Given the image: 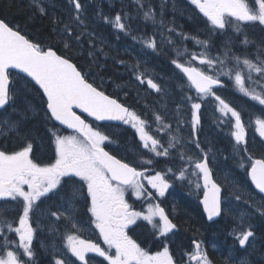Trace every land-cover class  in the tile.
Here are the masks:
<instances>
[{
  "label": "trees",
  "instance_id": "1",
  "mask_svg": "<svg viewBox=\"0 0 264 264\" xmlns=\"http://www.w3.org/2000/svg\"><path fill=\"white\" fill-rule=\"evenodd\" d=\"M73 1L74 0H53L52 2H47V0H43L40 3L35 0H0V18L4 19L9 25L16 27L19 31L27 35L39 46L49 45L60 52L59 46L67 43L69 50L65 51L69 54V57L72 56L71 54H75L76 56L80 57L82 68L87 72H91V69L92 71H99L100 62H106L105 64L107 67H105V70H107L109 73L104 72L105 74H103L101 77L104 79L113 80L112 75L109 74L113 71V68L117 66L115 62H120L118 58L121 53V51H118L120 46H118V49H114L115 51L111 50L113 52L112 59L110 56H108L107 59H104L105 52L102 51L104 53L103 55L99 51L102 49V47L99 44L97 47L94 45V42L96 41L95 35L101 33L107 37L110 35V29L96 22H91L89 24L90 31L94 36H87V34L79 28L76 29L77 32L75 38L69 36V30H67L68 28L65 26V24L69 22V9L67 6L68 3L70 4ZM78 1L83 5H87L88 2H93V0ZM94 1L97 3L93 2V4H89V11L87 12V17L90 20H93L95 16V8H103L110 15L117 13L126 21H129L131 18V4H123L124 0H115L116 3H120L117 4L120 7V10L117 11H115V1L111 6H109V4L104 0ZM144 1L154 6L157 0ZM165 1L167 5L171 7V9L177 11V13L180 12L182 16L180 20L184 25L185 30L189 32L190 30H193L191 27L194 23L191 24V22L194 21V17L188 14L184 8L176 6L173 3L174 0ZM170 2L171 4H168ZM134 17L137 21L139 20L141 22L143 20V16L138 13H136ZM149 28H151V26H149ZM88 49H90V51ZM65 51L62 50L61 52L65 53ZM89 54L90 57L88 56ZM91 55H94L95 58L91 57ZM110 59L111 61H108ZM108 68H110V70H108ZM21 80L22 81L14 82L11 88L13 100L11 107L9 106V115L7 116L6 120L9 123L14 124V128L13 130H10L11 132L6 138V141L11 143H8V145L19 146L26 139H30L35 144V153L43 155V150L48 149V139L43 128V120L41 117L42 103L39 99L38 91L33 89L32 84L27 81V79L22 78ZM114 81L119 87L126 85V82L121 81L118 78L113 80V84ZM181 211L183 213V217L178 223L184 231L182 235L183 239H181L183 243H185L187 242L188 238L192 237L194 234L197 236L198 233H202L203 228L207 229V225L204 223L203 215L200 213L197 207H190L189 205L185 207L184 205V207H181ZM262 224L264 225V221H262ZM258 232L262 241L259 242L258 245H261L264 242V231L259 229ZM218 233L221 234L222 232L219 231ZM253 251L255 253L261 254L264 253V248L262 250L254 248ZM256 261L257 264H263L260 262V260L256 259Z\"/></svg>",
  "mask_w": 264,
  "mask_h": 264
},
{
  "label": "rangeland",
  "instance_id": "2",
  "mask_svg": "<svg viewBox=\"0 0 264 264\" xmlns=\"http://www.w3.org/2000/svg\"><path fill=\"white\" fill-rule=\"evenodd\" d=\"M41 1L42 0H40V2ZM52 1L53 0H47V2H52ZM139 3H140L139 0H137L135 2V4L137 5L138 9H140V6H139L140 4ZM164 3L165 2L156 1V4L154 6L151 5L152 7H154L152 10H151L152 7L150 6V10L144 12V17L147 14L151 13L152 15H155V16L159 17V23H160L161 27L170 28L173 31L179 30V28L176 27L177 17L171 16V15H173L172 13H171V15H168V13H167V5H165L166 3L165 4ZM148 4H150V3H148ZM222 10H223L222 7H219L217 12H214V13L212 12L213 14L210 13V14H212V16L209 15L206 10H204V11H206L209 19L213 23H216L215 19L220 17ZM87 19L88 18L86 17V22H87ZM131 19L137 25L138 29L142 33H144L145 29L142 30V28H144V23H142V21L140 22L139 20L137 21L134 17H132ZM70 22H72V20H70ZM83 22H85V19L84 18H79L78 22H76V25H80ZM70 25H72V23H70ZM152 27H153V30L156 31V32L158 30H160V27H158L156 25H152ZM140 35H142V34L140 33V34H138L136 36H140ZM95 39L99 42V45L102 47L101 51L105 52L104 58L107 59V57L110 56L111 59H112L113 52L111 50L115 51L114 48L118 49V45L115 43V41H110L108 38L104 37L103 34H96L95 35ZM125 41H126V39H124L123 42H125ZM161 42H162V40H161ZM130 44L131 45H124L123 48L126 47V49L131 51V53L134 55V59H132V60L129 59L128 60V62L130 64V67L133 68V71L134 72L135 71H142V72L146 73L148 76H150V74H151V75H153L152 78H156L157 80H159L158 73L160 71H159L158 67L160 65L157 64V71H152L151 70V68H152L151 65L144 63L146 61V58H145L146 56L148 58L147 60L151 61V59H152L151 57L152 56L149 55L150 52L147 51L146 49H144L143 47H141L138 44H137L138 47H135L136 43L130 42ZM145 50H146V53H143V54L139 55V53L141 51H145ZM163 50L168 53L167 54L168 57L166 58V56H165L163 60H160V58L157 57L156 52L153 53L154 57H156V62L159 61L161 64H162L161 61H164L166 59L169 60L170 59L169 56L171 57V59L174 57L173 52L170 49H168L166 47V45L164 46ZM102 54L104 55V53H102ZM179 54H180V51L175 53V56H177ZM227 54H229L228 51H227ZM118 58L120 59V62L122 64H124L122 62L123 59L121 57V54H120V56ZM233 58L234 57H232V59ZM111 59L108 60V61H111ZM143 64H144V66H143ZM162 65H164V64H162ZM134 66H135V68H134ZM206 101H207V99L198 100V102L194 103L193 107L194 108L199 107L201 112L204 114L203 117H205V118L208 117L207 114H211V108L212 107L215 108V113H216L215 114V118H216V120H214V123H216L219 126L218 128H216V130H217L216 133H220L223 136L225 135L226 136L225 137L226 141L232 140V143H233L232 144V150L236 151V149L238 147L236 140L240 137V131H241L240 126H237V124H235L234 127H233L232 125L229 124L228 129L223 131V127H224L223 124L227 120H229V116L227 115V112L225 111L223 104L221 102H219L218 100H214V101H211V102H206ZM207 108H208V111L206 110ZM261 122L262 121L260 119L256 120L254 128L259 126V125L262 128L263 126H262ZM209 126H210V123H206V128L209 127ZM249 126H250V128L253 126V121H250ZM90 136H91V140L93 141L94 144L100 143L104 139L103 135H101V134H99L97 132L90 134ZM216 141H218V140H216ZM61 143L62 142H60V145H61ZM66 150H67L66 148L64 149L62 146L60 147V153H59V157L57 159V164H56L57 167L60 166V163H62L64 161V157H67V162L68 163H70V164L72 163V160L70 158H68V152ZM43 151L45 152V149ZM4 157L5 156L3 155V158ZM15 157H18V155L15 156ZM232 159L234 160V162H240L239 166L245 164V161L241 160L242 157L239 156V154H234ZM10 160L12 161L13 158H11ZM239 160H241V161H239ZM90 163H91V159L83 161L82 163H79L77 165V167L75 168V170H73V172L85 173L84 178L87 180L91 192L95 194V192H96L95 190L98 188V180L97 179L93 180V173L94 172L89 170L90 169L89 165H91ZM1 165H3V159L2 158H0V166ZM69 168L74 169L73 165H71V167H69ZM226 170H227V172L225 171L223 176H224V178H226L225 180L228 181L227 186L230 185V188L232 190L233 188H235V186H233V182L231 181L232 178L234 177V175L230 174V170L229 169L226 168ZM153 186L160 187V181L159 180H154L153 181ZM163 187H164V185H162V188ZM161 189H159L158 191H160ZM133 194L136 197L141 196L142 192H141L140 187H135L134 191H133ZM94 198L96 199L95 200V207L97 208L96 215L97 216H101V215H103L105 213L106 207L102 204V202L99 200L98 197L96 198V196L94 195ZM228 211H235V209H234L233 206H230ZM94 214H95V212H94ZM127 214H128V218L127 219H131V220H133L135 218L138 219L140 216H144L146 219L151 220V219H155L158 216V212L152 207H149L147 212L144 215L142 213H136V212L134 213L133 211H129ZM240 217H241V215L240 216L238 215V218H240ZM10 245H12V247H10L11 249L7 251V256H8L7 262H6V260H3V259L0 258V264H9V263L13 264L14 263L12 261L14 259V254L16 252V247H17L16 241L12 242V244H10ZM89 246H90V248H83V250L81 252H79L78 254H75V253L74 254L77 255V256L82 255V254L87 255V254H90L91 252H99L100 254H102L101 250L98 249V245L96 243H92ZM14 247H15V250H13ZM105 257L107 258V260H108V262L110 264H124L125 263V253H124V251L117 252L115 254L114 259L111 256H109V255H105ZM150 262L152 264H162V261H161L159 256H158L157 259L152 257L150 259ZM205 263H206V259H203L200 262H198L197 264H205ZM55 264H66V262H65V260L63 258H58L56 260ZM139 264H144V261H141Z\"/></svg>",
  "mask_w": 264,
  "mask_h": 264
},
{
  "label": "flooded vegetation",
  "instance_id": "3",
  "mask_svg": "<svg viewBox=\"0 0 264 264\" xmlns=\"http://www.w3.org/2000/svg\"><path fill=\"white\" fill-rule=\"evenodd\" d=\"M250 32L245 31V39L252 43L251 53L254 56H260V68L264 73V29L261 32H258L256 35H250ZM172 62V61H170ZM169 65L167 62H162L164 64L165 69L162 71V74L173 75L171 71V63ZM177 69L181 67L182 62L174 61ZM259 73L257 76L258 82L264 88V74ZM162 76L160 75V78ZM176 77V76H175ZM177 78V77H176ZM181 80V83L187 82L184 76H178ZM177 78V79H178ZM178 93L179 98L187 97L190 98L191 95L189 93ZM167 96V93H165ZM196 97H199L198 94L195 93ZM189 112L188 108L176 107V108H161L160 112V125H151L150 127L157 128L155 132H150L148 130L147 140H149L150 144L154 145V149L150 150L157 154L160 152V156L158 158H153L151 153L144 152L147 155V164L149 165L147 168L143 169L139 166L143 177L153 178L156 175L164 181L165 188H163V199L167 204L168 208L171 211H177L180 207L178 204V193L176 190V181L182 179L184 176H187L186 179L193 180L198 179V175L201 176V171L199 167L198 157L200 156L199 150L195 149V144L192 142L184 141L182 126H183V117ZM113 138L116 139L117 145L115 146V150L113 154L116 157H123L125 159L133 160L137 158L135 149L132 148V142L129 138L128 134L131 132L130 129L126 128L125 125H116L113 126ZM125 127V128H124ZM134 136V135H133ZM207 157L208 164L211 167L213 173L215 170L211 165V159L207 155L202 156ZM194 159L196 161H194ZM132 164H137L130 162ZM169 181L172 183V189H168L167 185ZM51 249V248H49ZM38 256H43L44 253L38 247L36 250ZM167 254V253H166ZM132 256H137V252L134 251ZM168 255V254H167ZM50 255L47 254V257Z\"/></svg>",
  "mask_w": 264,
  "mask_h": 264
},
{
  "label": "bare ground",
  "instance_id": "4",
  "mask_svg": "<svg viewBox=\"0 0 264 264\" xmlns=\"http://www.w3.org/2000/svg\"><path fill=\"white\" fill-rule=\"evenodd\" d=\"M35 1L40 2V0H35ZM136 1L137 0H135V2ZM93 2H95V1L93 0ZM139 2H140L139 3L140 4L139 5L140 9L137 8L136 4L128 3V4H131V12H132L131 18L134 17V15L136 13H138V14L143 16L142 23H144V28L149 30L150 33H155L156 37H159V46H158V49L156 51V54H157V57L160 58V60H163L165 56H166V58L168 57V55H167L168 53L163 50V48L165 46V43H164V38L161 36L162 33H160V30H158L157 32L154 31L152 26H151V28H152L151 29V28H149L150 25H147L145 23L144 12L150 10L151 4H148V2H146L144 0H139ZM160 2H165L166 3L165 0H161ZM95 3H97V2H95ZM68 5H69V3H68ZM166 5H167V3H166ZM153 8L154 7H152L151 10ZM136 11H141V12H136ZM167 13H168V15H171V13H172L173 15H171V16H175V17L178 16L179 17V18L177 17L176 27L179 28L180 31H184L185 30L184 25L182 24V22L180 20L182 18L180 12L177 13V11H174L173 9H171L167 5ZM131 18L128 21L130 30L135 31L136 35L141 33L142 35H140V36H144L145 34L149 33L147 30L144 33H142L139 29H137L138 28L137 25L132 21ZM78 19H74V20L71 19L72 22H70V23H72V25H76V22H78ZM186 32H189V31L186 30ZM98 34H101V33H98ZM140 36H138V37H140ZM104 37H106V36L104 35ZM106 38H108L110 41H115V43L118 46H120V49L118 51L119 52L121 51L120 54H121V57L123 59L122 62L125 64L124 65L121 62L117 61L116 62L117 66L115 68H113V71L109 75H112V79L113 80H115V78L116 79L118 78L121 81L126 82V85H124L123 87H119V86L116 85L115 81H114V84H113V80L104 79V78L101 77L103 74L109 73L107 70H105V67H107V66L105 64L106 62L103 63L104 61L100 62V64H99V67H100L99 71L97 70V72H96V71H92V69H91V72H88V73L91 76H93L94 79H96L102 85H104L105 87L108 84L109 89H111V90H115V89L120 90V92L116 91V93L118 95L127 96L128 97L127 102H129L131 105H135V99H141V100L146 101L148 104L158 108V109H156L157 112L159 111V108H165L164 104H162L161 102L149 97V95L146 93V91L143 88H141L139 86H134V83H133V73H134V71H133V68L130 67V64L128 62L129 59H131V60L134 59V55L131 53V51L126 49V47L123 48L124 45H131L130 41L126 40L125 42H123L124 39L116 40V39L113 38V36L111 34L108 35ZM161 40H162V42H161ZM98 44H99V42H97V40H96L94 42V45L97 47ZM241 44H242V40L239 37H237V36H234L231 39L230 38L229 39L215 38V41L213 42L212 47H211L209 52H210L211 55H213L217 59L228 61V60L232 59V57L235 58V57L241 56L243 54L241 52V49L243 48ZM135 47H138V45L136 44ZM114 49H116V48H114ZM99 51L101 53H103L101 50H99ZM227 51L229 52V54H227ZM141 52L139 53V55H141L143 53H146V50L145 51H141ZM149 55L152 56L151 57L152 58L151 61H148L147 60L148 58L146 56L145 57L146 61L144 63L145 64H150L151 67H152L151 68L152 71H157V64L160 65L158 67V69L160 71L158 73V78L162 82V84L164 85L163 87H164L165 92L167 93V100H168L169 104L171 103L172 108H176L177 105H183V102L181 101V99L178 96L177 88L175 87L176 85L174 84V82L176 80L174 75H171V76L168 75L166 77L165 74H162V71L165 69L164 65H162L159 61L156 62V57H154L153 53L150 52ZM91 57L95 58L94 55H91ZM169 58H170L169 60L166 59V60L161 61V62H167V64L169 65V62L172 59H174V57L171 59V57L169 56ZM78 59L81 60L80 57H78ZM104 59H106V58H104ZM143 66H144V64H143ZM134 68H135V66H134ZM108 70H110V68H108ZM160 75L162 76L161 78H160ZM150 77H153V75L150 74ZM153 79H156V78H153ZM125 91H129V92L121 93V92H125ZM244 109L248 110V113L256 114V112H254V110L251 111V109L249 107H247V106H245ZM248 229H252L255 234L260 235L258 230L262 229L264 231V225L262 224V221L260 219L255 220V219L247 218L244 221H242L240 224H238L237 227H236V231H237L238 234H241L245 230H248ZM193 236H196V235L194 234ZM212 254H213V257L216 260V262L218 264H222V254L219 253L213 247H212ZM261 257H264V253H261Z\"/></svg>",
  "mask_w": 264,
  "mask_h": 264
},
{
  "label": "water",
  "instance_id": "5",
  "mask_svg": "<svg viewBox=\"0 0 264 264\" xmlns=\"http://www.w3.org/2000/svg\"><path fill=\"white\" fill-rule=\"evenodd\" d=\"M16 33L10 30L2 21H0V46H7L8 42H15ZM52 58H50L51 60ZM61 61V60H60ZM23 68L29 69L23 65L22 63H19ZM36 78L38 79L39 82H41L44 85H51L52 82H54L53 77L43 71H38L36 74ZM58 78V92L62 95L67 92L71 91L70 85H69V80L67 78V73L66 71L61 73ZM49 88V86L47 87ZM250 176L252 181L254 182L255 186L257 188L264 187V164L262 161L258 160L256 161L254 167L251 169ZM216 188V192H209L207 191L204 195V199L202 200L203 207L205 211H208V214L213 212V209H210V204L214 200L213 198L215 197V215H212L211 218H214L218 214V193H219V188ZM214 206V204H213Z\"/></svg>",
  "mask_w": 264,
  "mask_h": 264
}]
</instances>
